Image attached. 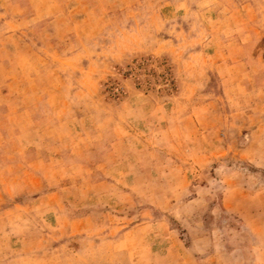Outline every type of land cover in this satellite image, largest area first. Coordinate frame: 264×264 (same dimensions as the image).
<instances>
[{
	"label": "rangeland",
	"instance_id": "obj_1",
	"mask_svg": "<svg viewBox=\"0 0 264 264\" xmlns=\"http://www.w3.org/2000/svg\"><path fill=\"white\" fill-rule=\"evenodd\" d=\"M0 264H264V0H0Z\"/></svg>",
	"mask_w": 264,
	"mask_h": 264
}]
</instances>
